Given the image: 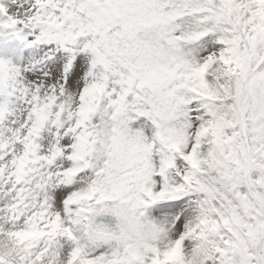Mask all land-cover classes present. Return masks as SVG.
I'll return each mask as SVG.
<instances>
[{
  "label": "snow or ice",
  "instance_id": "snow-or-ice-1",
  "mask_svg": "<svg viewBox=\"0 0 264 264\" xmlns=\"http://www.w3.org/2000/svg\"><path fill=\"white\" fill-rule=\"evenodd\" d=\"M0 46V264H264V0H0Z\"/></svg>",
  "mask_w": 264,
  "mask_h": 264
},
{
  "label": "rangeland",
  "instance_id": "rangeland-1",
  "mask_svg": "<svg viewBox=\"0 0 264 264\" xmlns=\"http://www.w3.org/2000/svg\"><path fill=\"white\" fill-rule=\"evenodd\" d=\"M7 46H8V47H12V46H14V42L9 41ZM2 48H3V46H0V49H2Z\"/></svg>",
  "mask_w": 264,
  "mask_h": 264
}]
</instances>
